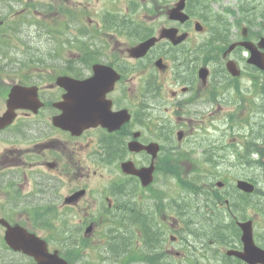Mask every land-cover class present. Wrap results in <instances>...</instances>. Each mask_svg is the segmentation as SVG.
<instances>
[{"label":"flooded vegetation","instance_id":"flooded-vegetation-1","mask_svg":"<svg viewBox=\"0 0 264 264\" xmlns=\"http://www.w3.org/2000/svg\"><path fill=\"white\" fill-rule=\"evenodd\" d=\"M138 1L140 0H131L129 8L132 11L138 10L135 6ZM214 1L217 0H186L182 12L187 14V18L181 20L182 15L171 12L175 0H146L148 13L143 16L146 18L151 14L148 37L155 35L158 38L146 56L141 59L130 58L126 50L136 42L120 43L113 40L114 47L125 55L114 54L112 57L107 53L102 58V63L94 61V64L105 63L117 73V80L111 83V88L105 95L110 101L111 109L114 112L125 109L131 115L130 120L112 131L99 125L74 128L77 120L68 116L62 103L65 91L53 84L43 85L45 80L41 70H28L22 62L13 66V62L26 55H13L14 58L10 59V55L0 53V61H12L9 64L11 68L0 69V143L4 144L0 150V219L9 225L18 224L40 239L51 237L57 243V226L53 219L46 224L33 217H58L59 214H65L66 217H78L82 224L89 222L90 198L77 202L92 192L89 181L91 168H94L93 173L99 168L116 170L117 167L120 171V164L125 160L138 166L146 165L150 162L149 156L140 152L144 157L138 158V152H128L127 144L132 140L149 142L156 139V142L162 143V148L159 147L160 151L153 159V186L150 185L148 193H155L156 198H162L164 207L159 217H163V220L171 217L173 223L169 225L176 232H179L177 228L182 227L178 217H204L199 214H171L169 204L165 203V196H170L169 187L165 185V175L171 153L177 156L171 144L172 137H166L170 130L169 121H176L183 139L184 136L192 135L194 130L201 129L202 122L206 121L204 116H212L213 112L206 111L212 105L205 110L201 109L202 104L212 103L210 96L204 97L206 93L217 95L231 90L241 101L247 102L259 100L264 93V68L259 66L260 69L250 63L249 48L245 47L246 43L253 46L264 61V48L258 45L260 41L264 44V35L260 31L264 29V0H260L258 4L261 6L259 17L242 5L248 1L234 0L240 4L238 10L255 16L253 26L249 25L250 21L245 20L238 35L226 20L215 24V28L222 29L221 32H216L214 28L209 32L211 21L207 12L211 6L218 8ZM224 6L223 3L222 9ZM110 7L116 12V5ZM38 13L41 15L42 11ZM257 24L259 27H255ZM113 25L122 27L121 22ZM5 26L0 24V29ZM162 30H170L171 37H160ZM178 32L187 36L174 43V40L181 38ZM204 33L209 34L204 37ZM99 42L102 44L103 38H99ZM120 45H124V48H120ZM90 58V54L86 55L83 69H71L67 72L68 75L74 78H91L93 60ZM28 59L35 60V56L29 55ZM228 60L234 62L237 76L228 72ZM201 67H205L206 71L202 73ZM53 73L54 70H51L49 76ZM206 73L207 79L204 78ZM139 76L147 77V82L135 84L133 80ZM224 80L225 86L222 85ZM165 81L170 89L165 99L162 97L164 103H151V99L159 97L160 88ZM14 85L31 89L18 96L15 101L7 102V95ZM141 98H147L146 109L150 111L147 112V122L144 120L145 113L139 108ZM229 99L230 96L226 95L219 101L226 102ZM85 114L89 115L91 112L88 110ZM95 115L101 114L96 112L89 116ZM136 132L138 134L134 137ZM180 147L181 143L175 146L177 149ZM178 157L177 163L186 179L187 174L193 172L191 162L181 159L179 155ZM203 168L206 167L200 169ZM93 193L98 199L102 196L99 189H94ZM69 195L75 200L66 204L63 201ZM116 195L115 215L122 217V211L128 205L125 200L128 191L124 192L122 185L117 183ZM182 198L186 199L187 193ZM35 205L41 207L40 211H32ZM182 205L185 206V203ZM4 231L5 226L0 223V264H32L34 258L31 255L13 250L5 243ZM174 237L177 239L175 235ZM161 245L166 251L178 254L165 244L164 239Z\"/></svg>","mask_w":264,"mask_h":264},{"label":"rangeland","instance_id":"rangeland-1","mask_svg":"<svg viewBox=\"0 0 264 264\" xmlns=\"http://www.w3.org/2000/svg\"><path fill=\"white\" fill-rule=\"evenodd\" d=\"M246 1L249 2L250 0ZM252 1L255 5H251L248 2H245L242 5H244L247 10H250V13L255 14L259 17L261 6L258 5L259 2L257 0ZM142 2L143 4H145L146 0H143ZM214 2L218 5V8L211 6L210 11L207 12V15L209 16L211 21V29L209 30V32L212 30V28H214L216 32H221L222 29L219 27L215 28V24L222 21L225 22L226 20L230 22V26L234 29L235 34L238 35L240 26L243 25V22L245 20L250 21L249 25H251V23H253L255 19V16H253L252 14L238 10L237 8L240 4H237L234 0H217ZM129 3V0H69L64 4H60L57 0L12 1V9L7 13V16L8 19L12 20L13 22L11 25L14 26L17 30L21 31H18L17 34L11 31L13 35H8L7 37H11L9 41L12 43V45L19 46V48L18 51L15 52L14 47L7 48L3 46L1 52L7 55H18L21 52L26 54H40L43 69H51L49 65L54 63H57L59 65L61 63H64L67 59L73 60L75 56H77L76 54H78V52H84V49H86L88 45H91V47L88 49L96 50V54L100 60H103L102 58H105V55L107 53L112 57L114 54L123 56L125 55V53L120 54L118 52V50L113 45V40H116L120 43H131V38L134 37V35L137 34L139 37H141L146 32L145 28L148 27L150 23L149 17L151 16V14L149 13L150 15L145 18L143 14L146 11H144L142 8H139L137 11H132L130 8H126L129 7ZM223 3L225 4V6L222 9L221 6H223ZM60 5L61 7L67 5L70 8L78 6L79 7L78 11L74 13L70 8V13L62 10L59 17V29H57V25H53V19L57 18L58 16V12L61 9ZM111 5H116V12L111 10ZM4 6L7 12L9 10L8 0L0 1V11L4 10ZM42 7H51L52 9L55 7L53 10L57 13L51 18L49 17V11L42 12L41 15L37 14V11H43ZM65 16H68V19H65ZM109 19L111 20V22H106ZM119 20L122 21V27L113 25V23L115 22H120ZM41 21L43 23V26L40 24ZM70 22L72 23V25L68 26ZM96 22H99L101 24L105 23V25L103 26L104 28L100 30L105 31V34H103V32H100L97 36L95 35L94 27L95 25H97ZM227 25L228 24H226V26ZM51 27L56 29V33L52 34ZM255 27H259V24H257ZM37 31L44 32V37H46V35L49 36L50 41L46 43L47 45L44 44L45 42H42L45 39L43 36H41L40 38L41 41L35 37V33ZM260 31L264 35V29H260ZM208 34L209 33H204L203 36L206 37ZM28 37H30V39ZM99 38H103L102 44L99 42ZM38 42L40 44L42 42V44H44L43 47ZM196 42L198 43L199 41ZM27 47L29 48V50H27ZM119 47L124 48V45H120ZM36 49H39L40 52H35ZM101 51L104 52L101 53ZM240 67L242 68L241 64ZM228 72H230V74H232L233 76H237L235 72L229 70ZM142 80H146V77L139 76L133 81L135 84H140ZM222 85H226L225 80L223 81ZM169 89L170 87L165 81L160 88L159 97L151 99L150 102L157 105L163 104L165 97L168 95ZM226 95L230 96L229 101H219L220 98ZM206 96L211 97L210 102H212V108L215 109V113L213 115L214 127L205 125L204 127L209 134L208 138L203 136L204 140L200 138L199 141L191 139L194 142L182 140L180 149H186L189 151L190 149L195 150L196 148H194V145H200V143V147L202 145L206 147H208V145H213L217 154L226 155V161L224 164H222V167H224V170H228V172L224 174L223 178L214 179L213 182H215L216 180L233 181L237 177L244 178L252 175L253 177H255L256 187L264 191V171L256 167L253 168L252 166H247V164L242 163L241 157H239V159L237 160L232 152L235 148L239 150L241 148L242 141H245V139L247 138H264V94L256 102L249 101L247 103L246 101H241L231 90L224 93H217V95L206 93L204 97ZM162 97L164 99H162ZM150 102L148 100V103ZM142 105L144 107H147L146 99ZM205 107H209V105H201V109L205 110ZM232 109L235 110V116L226 120L225 117L228 113L231 112ZM246 109L247 111H245ZM144 118L147 122L148 119L146 115L144 116ZM169 124L173 128L176 122L171 119L169 121ZM211 130L213 131L211 132ZM145 134L150 133L145 132ZM166 137L170 138L168 134H166ZM171 141V144L173 146H176L178 144L175 133ZM250 141L251 140H247V142L245 143H250ZM158 143L160 144V142ZM2 145L3 144L0 143V149L2 148ZM139 157L141 156L139 155ZM249 159L250 158H247V160ZM112 173H116L119 176L118 184L122 185L125 189L127 187V184L129 183V185L135 192L134 196L141 197L139 202H144L145 204V191L142 190L135 181L130 179L132 177L122 175L123 173L119 171L117 167L116 172ZM105 177L106 179H108L109 175H105ZM94 181V179H90V182L93 183ZM96 185L100 186L101 184L98 183ZM168 185V193L172 198L181 196V191L175 185L173 177H170L168 179ZM245 208L246 211L241 212L238 218H251L253 220L252 226L254 232V241L258 246L264 248V195L262 194L261 196L259 194H253L247 197V204L245 205ZM217 212L219 215H222L224 214L225 209L219 205ZM212 218H215L214 222H212ZM168 222L169 220H166V222H164L163 224L165 228L164 234L167 238L170 234H173V231ZM58 223L60 225L58 226V233H66V230L69 228V226L67 225L65 220H58ZM200 224H202V227H204V229H208L209 227L216 225H222L226 229L223 234V237L226 238L222 243L224 245H230L231 240L229 235H234L235 233H237L235 231L236 228L234 224L232 225L231 221L226 217H201ZM116 226L117 225L112 222H110L109 226L102 230H100V226H97L96 231L94 232L95 238L93 237L91 239L92 242L90 250H87L85 252L87 258L78 257V262L83 264H117L116 262L119 257L115 258V256H117L118 253H116L115 255H111L108 253L109 250L99 252L98 249L99 240H103L107 243L111 242L116 232ZM60 227H62L61 231ZM135 237V233L129 231L128 238L134 239ZM188 239H190L192 242L195 240L190 235H188ZM201 243H203V241L198 240L193 244L197 247H200ZM179 245L182 244L179 243ZM115 247H117V243H114L113 241L111 244V249H115ZM219 249H221V247ZM223 250L224 248H222L221 251ZM106 255L109 257V259L107 258V260L103 259V256L106 257ZM213 259L215 260V258ZM223 260H225V262ZM182 262L183 264H189L186 261ZM218 262L219 264H232L231 259H226L221 255H219ZM199 264H212V262L206 261L204 258H199Z\"/></svg>","mask_w":264,"mask_h":264},{"label":"water","instance_id":"water-1","mask_svg":"<svg viewBox=\"0 0 264 264\" xmlns=\"http://www.w3.org/2000/svg\"><path fill=\"white\" fill-rule=\"evenodd\" d=\"M138 49H140V48H138ZM104 76V74H102V73H97L96 75H95V77H94V79L95 80H99L100 78H102ZM73 81H75V82H77L76 80H73ZM90 82L93 84V83H95L94 81H93V78L92 79H90ZM79 84V86L81 87V89H80V93L79 94H77V95H75L74 97L76 98V103H77V106L80 108V109H83L84 108V102H85V100H84V95H85V86H86V84H87V81L85 82V85H84V81H81V82H78ZM92 94L93 95H95V94H102V92H95V91H93L92 92ZM245 226L247 227V229H245L244 230V233H245V235L247 236V238L251 241V236H250V226H249V223H245Z\"/></svg>","mask_w":264,"mask_h":264}]
</instances>
